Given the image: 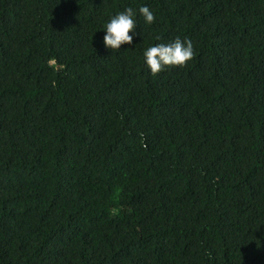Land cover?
<instances>
[{
    "label": "trees",
    "instance_id": "1",
    "mask_svg": "<svg viewBox=\"0 0 264 264\" xmlns=\"http://www.w3.org/2000/svg\"><path fill=\"white\" fill-rule=\"evenodd\" d=\"M0 264H264V0H0Z\"/></svg>",
    "mask_w": 264,
    "mask_h": 264
},
{
    "label": "clouds",
    "instance_id": "2",
    "mask_svg": "<svg viewBox=\"0 0 264 264\" xmlns=\"http://www.w3.org/2000/svg\"><path fill=\"white\" fill-rule=\"evenodd\" d=\"M137 15L142 16L144 23L151 25L155 21L154 13L146 5L136 9L127 7L112 15L102 26V43L107 50L120 51L122 45H132L137 33ZM131 33V35H130ZM141 36V34L139 33ZM144 64L152 75L162 71L184 67L194 56L191 40L176 38L167 43L150 45L143 50Z\"/></svg>",
    "mask_w": 264,
    "mask_h": 264
}]
</instances>
